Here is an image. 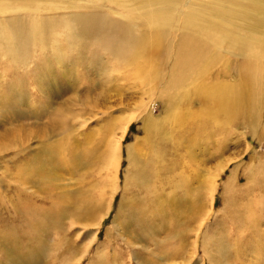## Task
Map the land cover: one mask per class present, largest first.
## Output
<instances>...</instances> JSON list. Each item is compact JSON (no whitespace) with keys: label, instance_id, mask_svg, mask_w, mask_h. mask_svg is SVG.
<instances>
[{"label":"bare ground","instance_id":"1","mask_svg":"<svg viewBox=\"0 0 264 264\" xmlns=\"http://www.w3.org/2000/svg\"><path fill=\"white\" fill-rule=\"evenodd\" d=\"M91 3L95 8L91 5L90 10H80ZM53 17L63 21L58 30ZM253 26L264 27V0H0V120L8 108L12 136L5 142L0 132V161L4 151L11 153L6 168L18 181L14 183L16 193L7 196L0 190V228L9 230V246L18 231L27 234L37 222L43 224L51 218L49 205L57 204L55 212L61 219L87 214L91 208L82 209L78 205L84 200L81 198L68 206L69 194L57 195L46 184L60 177L62 170L74 172L84 164L86 143L92 137L85 136L86 142L76 145V138L68 135L59 142L46 143L29 161L32 165L28 164L27 171L21 172L17 164L21 150L14 138L16 110L22 94L32 96V49L37 43L48 47L57 32L69 49H81L87 44L108 53L113 64L125 66L126 72L116 68L111 75L116 72L124 79H135L133 84L140 90L141 99L137 114L131 118L141 123L144 140L136 139L126 148L133 171L131 179L126 175L127 191H135L127 215L135 231L129 229V238L156 245V239L147 231L163 232L168 224L167 232L173 235L163 244L174 245L178 237H187L189 228L199 220L200 227L209 226L205 197L207 192L216 191L218 176L206 175L207 171L200 169L204 164L198 163L202 156L196 150L207 156L214 135L228 136L229 126L244 123L254 135L263 124L262 112L256 106L261 102L260 89H264V62L256 61L264 58V34L252 32ZM60 49L58 46L52 54H58L55 63L62 66L67 61L66 53ZM162 50H166L163 57ZM224 50L234 60L225 58ZM231 69L237 71V79L222 80ZM154 101H158L160 115L153 112ZM126 132L127 128L123 129L122 140H112L106 152L96 158L113 161L115 190ZM68 139L73 141L66 151L61 144ZM2 170L0 166V186L7 182L11 188L13 184L4 179ZM210 179L215 180L212 187ZM161 223L164 229L159 228ZM199 243L197 239L194 244ZM26 245L14 247L22 249ZM206 253L204 250L205 256ZM34 261L37 263L32 256V264Z\"/></svg>","mask_w":264,"mask_h":264},{"label":"rangeland","instance_id":"2","mask_svg":"<svg viewBox=\"0 0 264 264\" xmlns=\"http://www.w3.org/2000/svg\"><path fill=\"white\" fill-rule=\"evenodd\" d=\"M88 7L80 10L95 8L93 3L88 4ZM53 19L58 30L63 21L58 17ZM250 30L264 34V27L261 26H253ZM47 45L48 47H43L37 43L32 49V96L22 94L17 114L15 113L18 120L14 138L21 150L16 157L17 164L22 167L21 172L27 171L30 169L28 164L32 165L29 161L39 154L46 143L59 142L68 135L76 138V145L85 136L92 137L86 143L84 155L87 157L82 158L84 164L81 163L74 172L62 170L60 177L46 184L57 195L69 194L66 198L70 201L68 206L81 198L84 200L78 205L82 209L89 206L91 208L87 214H74L61 219L55 212L57 204L49 205L51 218L46 222L42 221L43 224L37 222L35 228H31L27 234L25 231H18L12 236L16 239L10 246L6 239L9 237V230L0 228V264H32V256L37 260L33 264H264V120L254 135L244 123L229 126L230 134L226 137L217 133L207 156L200 149L196 150L198 156H202L198 163L204 164L200 169L204 168L206 175L218 176L216 191L213 194L207 192L205 197L209 226L200 227L199 220L194 228H189L190 236L183 239L178 237L177 244L174 245L163 244L173 234L169 235L168 224L164 229L162 223L159 228L164 229L163 232H157V229L156 232L151 229L147 231L156 239V245L145 244L143 239H130L131 230L135 231V226L128 223L127 215L130 211L129 202L135 199V191H127L126 175L128 174V180L131 179L133 171L129 168L131 160L127 158L126 148L133 145L136 139L144 140L141 123L131 118L138 112L140 90L134 85L135 79H124L116 72V76L110 74L116 68L126 72L125 66L110 62V55L100 49H93L87 44L81 49H69L62 35L57 32ZM58 46H61V52L66 53L65 59L68 62L65 61L62 66L55 63L58 61V54H52V50H56ZM226 51L224 50V57L234 60ZM165 53L166 50H162L160 56L163 57ZM256 62L262 63L264 58L259 57ZM60 67L64 68L63 71ZM22 77L21 86L25 83ZM221 79L234 81L237 79V71L231 69ZM260 96L261 102L256 108L258 112H262L261 118H264L262 88ZM157 105L158 101H154L152 109L155 115H160ZM10 114L11 111L7 108L2 112L0 120V132L4 133L2 140L5 142L12 137L9 135L11 129L8 124ZM78 120L81 121L77 122ZM65 122L70 125L66 127L63 124ZM125 128L127 132L123 138L124 151L118 172V189L115 190L112 182L113 161L109 158L98 161L96 158L103 154L101 152H106L112 140H122ZM72 141L64 140L61 146H66V150ZM136 143L138 146L139 142ZM145 147L149 145L145 144ZM78 149L81 148L78 146ZM147 151L146 149L144 154ZM3 154L5 157L0 161L2 176L13 185L11 188L7 187L5 182L0 190L4 192L3 195L16 193L15 185L18 181L6 168L11 153L4 151ZM86 159L90 163L86 164ZM200 176L203 175L200 173ZM214 181L210 182L211 187L214 186ZM3 238L8 244L2 241ZM197 239L201 243L196 246L194 243ZM19 244L27 245L16 249L14 246ZM160 245L163 248H158ZM204 250L207 252L206 256Z\"/></svg>","mask_w":264,"mask_h":264}]
</instances>
